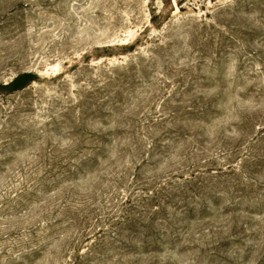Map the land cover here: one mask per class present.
Instances as JSON below:
<instances>
[{
  "label": "rangeland",
  "instance_id": "rangeland-1",
  "mask_svg": "<svg viewBox=\"0 0 264 264\" xmlns=\"http://www.w3.org/2000/svg\"><path fill=\"white\" fill-rule=\"evenodd\" d=\"M0 264H264V0H0Z\"/></svg>",
  "mask_w": 264,
  "mask_h": 264
}]
</instances>
